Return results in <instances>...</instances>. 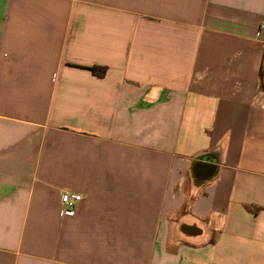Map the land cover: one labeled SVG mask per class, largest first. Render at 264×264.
<instances>
[{
	"label": "crops",
	"instance_id": "crops-1",
	"mask_svg": "<svg viewBox=\"0 0 264 264\" xmlns=\"http://www.w3.org/2000/svg\"><path fill=\"white\" fill-rule=\"evenodd\" d=\"M261 23L264 0H0V264H264Z\"/></svg>",
	"mask_w": 264,
	"mask_h": 264
},
{
	"label": "built area",
	"instance_id": "built-area-1",
	"mask_svg": "<svg viewBox=\"0 0 264 264\" xmlns=\"http://www.w3.org/2000/svg\"><path fill=\"white\" fill-rule=\"evenodd\" d=\"M260 28H264V23L260 24ZM81 200V195L68 190H61L59 194V202L63 210L71 208L75 203Z\"/></svg>",
	"mask_w": 264,
	"mask_h": 264
},
{
	"label": "trees",
	"instance_id": "trees-1",
	"mask_svg": "<svg viewBox=\"0 0 264 264\" xmlns=\"http://www.w3.org/2000/svg\"><path fill=\"white\" fill-rule=\"evenodd\" d=\"M87 69L93 74V75H96V76H102L104 73H105V67L104 66H89L87 67Z\"/></svg>",
	"mask_w": 264,
	"mask_h": 264
}]
</instances>
